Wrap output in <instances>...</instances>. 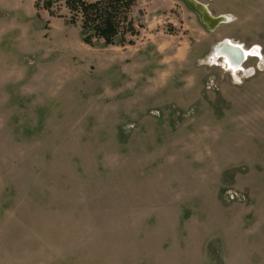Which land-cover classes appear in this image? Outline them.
I'll list each match as a JSON object with an SVG mask.
<instances>
[{
    "label": "rangeland",
    "instance_id": "obj_1",
    "mask_svg": "<svg viewBox=\"0 0 264 264\" xmlns=\"http://www.w3.org/2000/svg\"><path fill=\"white\" fill-rule=\"evenodd\" d=\"M176 1L123 47L0 0V264H264V0Z\"/></svg>",
    "mask_w": 264,
    "mask_h": 264
},
{
    "label": "trees",
    "instance_id": "obj_2",
    "mask_svg": "<svg viewBox=\"0 0 264 264\" xmlns=\"http://www.w3.org/2000/svg\"><path fill=\"white\" fill-rule=\"evenodd\" d=\"M34 8L78 25L81 41L89 46L129 45L143 27L137 0H34ZM66 10V15L56 12Z\"/></svg>",
    "mask_w": 264,
    "mask_h": 264
},
{
    "label": "crops",
    "instance_id": "obj_3",
    "mask_svg": "<svg viewBox=\"0 0 264 264\" xmlns=\"http://www.w3.org/2000/svg\"><path fill=\"white\" fill-rule=\"evenodd\" d=\"M181 2L176 1V0H158L157 4L154 6L153 10L154 11H158L161 10V12H163L165 9V5L169 6H173L175 7V9H177V12L180 13V15H182V13H184V8H182V6L180 5ZM137 10L139 11V13L143 16V17H147V19L145 18V25L143 26L142 30H141V36H145V39L147 40V42H152L153 40L151 39V37L157 41V44H160V42L158 41V35L160 34V32L163 31V27L164 24L166 23V21H168L169 23H171L172 20V24L174 26H176V23L178 22L177 17L175 16L176 19H172L169 18V20H165L166 16L162 13L160 14H154L151 13L152 8H147L146 6H144L143 8H139L138 7V2H137ZM148 14H150V16L152 17V19H150L148 17ZM186 14L189 15V17L193 16L196 17L195 14L189 10L186 9ZM162 15V16H161ZM197 19V17H196ZM175 20V21H174ZM178 24V23H177ZM179 25V24H178ZM182 29L179 26H177V29ZM197 28L200 29V26L197 25ZM178 34H181L180 31H177ZM140 34L138 36L133 37V45L136 44L137 42V38H139ZM154 42V41H153ZM178 45H175L173 48H171V51L169 52L170 58L172 61H174L173 59H180L182 57V47L183 45H186V41H183L180 39V37H178ZM130 44V45H132ZM163 45V44H162ZM161 45V46H162ZM182 45V46H181ZM121 46V45H120ZM123 47H125V45H123ZM163 48V47H162ZM166 49L168 48H163L162 51L164 52ZM169 50V49H168Z\"/></svg>",
    "mask_w": 264,
    "mask_h": 264
},
{
    "label": "bare ground",
    "instance_id": "obj_4",
    "mask_svg": "<svg viewBox=\"0 0 264 264\" xmlns=\"http://www.w3.org/2000/svg\"><path fill=\"white\" fill-rule=\"evenodd\" d=\"M198 10L201 19L207 24V26L214 30L221 23L228 21L224 14L212 15L208 8L197 0H189ZM224 43V44H222ZM222 45L216 48V54L222 59L225 58L228 65L231 67L232 72L237 70L242 63L247 60L251 52L249 49H245L240 43H234L230 40L224 39Z\"/></svg>",
    "mask_w": 264,
    "mask_h": 264
},
{
    "label": "water",
    "instance_id": "obj_5",
    "mask_svg": "<svg viewBox=\"0 0 264 264\" xmlns=\"http://www.w3.org/2000/svg\"><path fill=\"white\" fill-rule=\"evenodd\" d=\"M186 3H187V5L189 6V7H191L195 12H196V14H197V16L199 17V20L202 22V24L204 25V26H206L207 28H209L208 26H207V24L201 19V17H200V15H199V12H198V10H197V8L189 1V0H184ZM206 6V5H205ZM210 29V28H209ZM222 43V42H221ZM219 44L217 47H219L220 45H222V44H224V43H222V44ZM216 47V48H217Z\"/></svg>",
    "mask_w": 264,
    "mask_h": 264
}]
</instances>
